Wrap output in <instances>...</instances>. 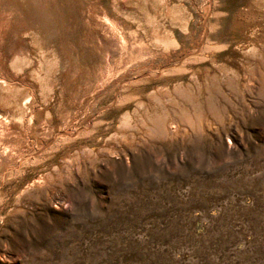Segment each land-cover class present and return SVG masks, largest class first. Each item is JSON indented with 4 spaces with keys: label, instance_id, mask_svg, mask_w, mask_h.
<instances>
[{
    "label": "rangeland",
    "instance_id": "obj_1",
    "mask_svg": "<svg viewBox=\"0 0 264 264\" xmlns=\"http://www.w3.org/2000/svg\"><path fill=\"white\" fill-rule=\"evenodd\" d=\"M0 264H264V0H0Z\"/></svg>",
    "mask_w": 264,
    "mask_h": 264
},
{
    "label": "bare ground",
    "instance_id": "obj_2",
    "mask_svg": "<svg viewBox=\"0 0 264 264\" xmlns=\"http://www.w3.org/2000/svg\"><path fill=\"white\" fill-rule=\"evenodd\" d=\"M2 80H3V79H2ZM5 81H6V80H5ZM4 83H5V82H4ZM6 83H7V82H6ZM6 83H5V84H6Z\"/></svg>",
    "mask_w": 264,
    "mask_h": 264
}]
</instances>
